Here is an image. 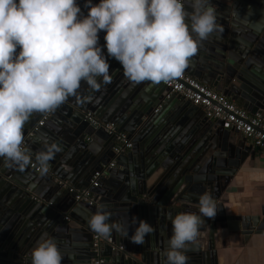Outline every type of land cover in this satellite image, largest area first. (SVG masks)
<instances>
[{
	"label": "water",
	"instance_id": "1",
	"mask_svg": "<svg viewBox=\"0 0 264 264\" xmlns=\"http://www.w3.org/2000/svg\"><path fill=\"white\" fill-rule=\"evenodd\" d=\"M98 2L92 0L93 4ZM77 3L83 8L85 0ZM212 3L221 30L198 43L197 53L184 72L230 100L242 98L243 108L251 114L262 113L264 0ZM115 68L109 70V83H101L94 90L82 82L74 95L48 112L51 121L61 118L58 139L45 138L43 128L34 132L46 113H34L25 124L24 143L33 153L42 149V142L54 143L59 149L45 174L30 166L24 170L7 167L0 158V264H30V249L43 233L56 240L64 256L61 264H94L97 255L92 252L93 234L87 220L101 205L111 214L108 222L128 227L129 237L135 227L132 217L155 228L143 245L133 244L113 230L110 236L125 252H113L112 247L105 246L101 252L104 264H163L157 250L166 248L172 234L170 217L178 213L199 215L198 198L203 193L214 198L218 210L214 218L202 217L196 241L186 252L188 264H217L218 241L225 230L243 236L245 243L254 235L264 236L263 208L259 215L233 217L220 203L244 162L250 156L256 158L253 146L246 147L230 125L209 120L200 107L181 96L166 99L168 90L161 84H133L123 76L121 65ZM122 88L128 89V94L115 101ZM159 105L158 113L164 107L178 108L172 127L163 123L164 117L154 115ZM87 111L103 123L116 124L131 137L134 147L128 156L122 155L127 161L126 171L107 168L111 163L108 153L102 155L86 140L90 136L84 117ZM186 121L189 123L184 126ZM182 125L190 133L183 143ZM103 134L109 140L105 146H110L113 138ZM190 137L192 140L186 142ZM104 170L99 188L94 189L97 206H75L74 194L64 185L90 188L95 173ZM58 196L69 199V207H61ZM70 212V220L65 221Z\"/></svg>",
	"mask_w": 264,
	"mask_h": 264
},
{
	"label": "clouds",
	"instance_id": "2",
	"mask_svg": "<svg viewBox=\"0 0 264 264\" xmlns=\"http://www.w3.org/2000/svg\"><path fill=\"white\" fill-rule=\"evenodd\" d=\"M84 8L87 15L77 0H0V158L7 167L24 170L35 164L41 175L49 170L59 149L47 142L35 153L24 147L25 124L34 113L54 111L82 82L94 90L109 83V57L133 84L157 85L180 77L198 43L221 30L212 0H85ZM198 206L199 215L170 217L172 234L166 248L157 250L163 264H188L186 252L196 241L202 217L214 218L218 210L208 193L199 196ZM110 217L101 205L87 224L99 236L115 230L136 245L155 231L132 217L129 237V228L109 223ZM63 259L47 233L30 249V264H61Z\"/></svg>",
	"mask_w": 264,
	"mask_h": 264
},
{
	"label": "crops",
	"instance_id": "3",
	"mask_svg": "<svg viewBox=\"0 0 264 264\" xmlns=\"http://www.w3.org/2000/svg\"><path fill=\"white\" fill-rule=\"evenodd\" d=\"M84 8V7H83ZM86 9V8H84ZM87 10V9H86ZM88 11V10H87ZM110 65V71L115 70L116 66H120L115 64L113 61L108 60ZM187 74V73H186ZM191 76V75H189ZM204 84L200 79L191 76ZM205 85V84H204ZM208 87V86H207ZM128 89L122 88L119 90L117 97L114 100H123V96L128 94ZM160 90V89H159ZM129 97V96H128ZM127 97V98H128ZM149 97H152L149 95ZM234 102L239 107L243 108L244 100L240 97H235ZM127 100V99H126ZM125 102V101H124ZM173 106V105H172ZM170 106L169 110L164 107L161 112H156L154 110V115H161L163 119V123L167 125L168 128L172 127L171 124L174 125L175 122L173 118L176 116L174 112H177L178 108ZM168 110V111H167ZM248 111V110H247ZM168 112V113H167ZM250 112V111H248ZM251 113V112H250ZM56 121H51V118L43 127V132L45 133V138L51 141V139H58L60 136L61 130V118L56 117L54 119ZM189 122H184V126H186ZM181 126L182 133L181 139L183 143V139L189 136V132L186 130L187 128ZM183 127V128H182ZM87 132H89L90 136L86 137V140L89 143H94V147L99 153L102 155L108 153V156L111 159V163L116 161V167L114 169H120L121 171L127 170V161L126 156L127 153L120 157H115L112 146H105V144L109 143L108 137H106L103 132L94 129L92 126H88ZM198 135V134H196ZM194 138V137H193ZM197 138V136H196ZM241 142L244 140L246 147L253 146L252 143L246 140L241 136ZM191 141L192 138H188L186 142ZM200 143L195 144L194 148L197 149ZM254 148V147H253ZM110 149V150H108ZM256 158L253 159L251 156L244 162L241 169L239 170L237 176L233 180L232 185L229 187L228 191L222 196L220 203L224 205V209L226 210L227 215L233 217L240 216H250L256 214H262V210L264 209V154L260 151L256 150ZM251 153V152H250ZM31 168V166H30ZM32 169V168H31ZM34 170V169H32ZM104 189V188H103ZM105 190V189H104ZM96 196V194H95ZM60 198V199H59ZM60 206L63 208L69 207L70 201L69 199L63 197H59ZM99 199H103L99 195ZM72 200V199H71ZM73 201V200H72ZM78 204L77 202L75 203ZM263 208V209H262ZM68 216H71V212L68 213ZM225 234L221 235V240L218 241L217 246V255L218 262L217 264H264V236L263 235H254L248 243H245L244 237L241 235H232L228 234V231L225 230ZM225 244V247H223ZM216 264V263H215Z\"/></svg>",
	"mask_w": 264,
	"mask_h": 264
},
{
	"label": "built area",
	"instance_id": "4",
	"mask_svg": "<svg viewBox=\"0 0 264 264\" xmlns=\"http://www.w3.org/2000/svg\"><path fill=\"white\" fill-rule=\"evenodd\" d=\"M81 10L84 15H87L86 9L81 7ZM98 35L99 44L103 46L105 43L103 39L105 33L101 31ZM104 53L107 56L106 49H104ZM108 60L120 65L119 62L114 58L109 57ZM160 84L168 90L166 99H169L173 95L181 96L184 100L192 103L194 106L200 107L209 120L221 121L230 125L235 133L250 141L256 150L264 154V112L251 114L244 108L236 105L229 98L223 96L214 89L207 87L185 72H183L180 77L174 78L168 82H161ZM161 107L162 105H159L158 109H156V112H158ZM84 117L89 125L94 129L99 130L105 133L107 136L113 138L114 146L112 151L115 157L125 155L132 151L134 144L131 137L129 134L121 132L116 124L103 123L94 115V113L90 111L85 112ZM49 119V113L44 114L38 125L35 127L34 132L38 131L40 128H43ZM30 135L32 136L33 134ZM23 146L26 147V144L24 143ZM115 167L116 161L110 163L107 168L114 169ZM31 168L37 173H40L39 167L35 164H33ZM105 170L95 173L92 178L90 188L76 189L70 186V184L68 185V183L65 184L64 187L68 189L71 194H74V199L77 203L86 204L90 207H96L97 199L94 189L99 188L101 179L105 176ZM64 220L69 221L70 217L67 216L64 218ZM92 234V252L97 255V260L94 264L105 263L103 257L101 256V252L105 246L112 247L113 252H125V248L123 246L115 245V241L111 236L102 237L93 231Z\"/></svg>",
	"mask_w": 264,
	"mask_h": 264
}]
</instances>
